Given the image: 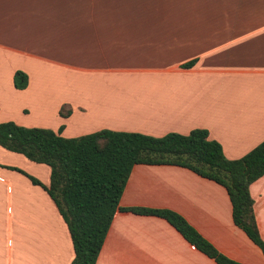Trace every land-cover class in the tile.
<instances>
[{
    "label": "crops",
    "instance_id": "crops-1",
    "mask_svg": "<svg viewBox=\"0 0 264 264\" xmlns=\"http://www.w3.org/2000/svg\"><path fill=\"white\" fill-rule=\"evenodd\" d=\"M17 70L28 74L24 89L15 85ZM65 71L62 98L51 79ZM99 80L110 81L99 88ZM10 120L64 125L65 137L203 128L227 158H242L264 141V0H0V122ZM9 166L51 180L48 165L0 145V236L13 238L0 248V264H72L56 204ZM250 192L264 240V175ZM120 206L177 212L228 258L264 264L234 221L227 189L188 168L136 164ZM97 264L219 263L166 218L118 210Z\"/></svg>",
    "mask_w": 264,
    "mask_h": 264
},
{
    "label": "trees",
    "instance_id": "trees-1",
    "mask_svg": "<svg viewBox=\"0 0 264 264\" xmlns=\"http://www.w3.org/2000/svg\"><path fill=\"white\" fill-rule=\"evenodd\" d=\"M28 82V74L17 70L16 87L24 89ZM61 115H69L65 106ZM64 128L62 125L55 131L19 125L12 120L0 122V145L50 167L49 186L18 167L8 168L26 175L52 198L71 236L75 251L72 264H97L118 210L164 217L190 243L219 264H241L220 253L177 212L121 207V196L136 164L177 165L223 185L232 201L236 225L264 253V240L257 226L250 192L252 183L264 175V141L242 158L229 159L221 143L210 139L209 131L203 128L189 134L172 132L161 137L110 129L65 137Z\"/></svg>",
    "mask_w": 264,
    "mask_h": 264
},
{
    "label": "rangeland",
    "instance_id": "rangeland-1",
    "mask_svg": "<svg viewBox=\"0 0 264 264\" xmlns=\"http://www.w3.org/2000/svg\"><path fill=\"white\" fill-rule=\"evenodd\" d=\"M60 77L58 78H52L51 82H53V84H55L57 87H59L61 90H62V98L65 97L67 98V94L63 93V91L67 92V89H68V86H69V76H68V73L65 71V72H60ZM110 80H99L98 83H97V86L99 88L103 87L102 85H107V83L109 82ZM64 121V118L62 116H60V119L58 122H63ZM56 122V121H55ZM45 123H49L50 126L53 125L54 122H52V119H47V121ZM43 128H49V126H42ZM57 127V126H56ZM49 129H52V128H49ZM69 130H72V128L70 127ZM80 130V129H79ZM24 156V155H23ZM12 237H10L8 235V233L6 234H1L0 236V248L3 249V250H7V249H10V247L12 246L11 243H12Z\"/></svg>",
    "mask_w": 264,
    "mask_h": 264
}]
</instances>
